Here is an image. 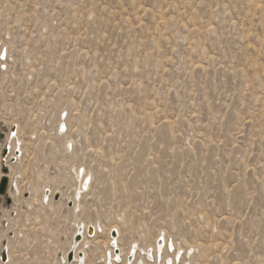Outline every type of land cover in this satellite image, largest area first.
I'll list each match as a JSON object with an SVG mask.
<instances>
[{
    "label": "rangeland",
    "instance_id": "obj_1",
    "mask_svg": "<svg viewBox=\"0 0 264 264\" xmlns=\"http://www.w3.org/2000/svg\"><path fill=\"white\" fill-rule=\"evenodd\" d=\"M0 45L6 264H264V0H0Z\"/></svg>",
    "mask_w": 264,
    "mask_h": 264
},
{
    "label": "flooded vegetation",
    "instance_id": "obj_2",
    "mask_svg": "<svg viewBox=\"0 0 264 264\" xmlns=\"http://www.w3.org/2000/svg\"><path fill=\"white\" fill-rule=\"evenodd\" d=\"M4 53V51H2V48L0 46V61H4L7 58V55L5 53V58L1 59V55ZM0 140L4 141L5 140V135L1 133L0 135ZM8 149V150H7ZM12 152V147L9 145H6L4 147H1L0 145V250H2V254L0 256V261H2V263L6 264L7 262L10 261L9 259V251L5 250V247L3 245V239H1V232L4 228V226H6V223H4L3 219V214L4 211H6L5 207H11V203L13 202L12 200V196L10 194V190H11V180H10V172L11 169L9 168V156L10 153ZM16 153V151H15ZM18 153L16 154L12 160H14L13 162L17 161V156H19L21 154V151L18 149ZM4 157V159H3ZM8 160V163H7ZM6 169V170H5ZM5 209V210H4Z\"/></svg>",
    "mask_w": 264,
    "mask_h": 264
},
{
    "label": "bare ground",
    "instance_id": "obj_3",
    "mask_svg": "<svg viewBox=\"0 0 264 264\" xmlns=\"http://www.w3.org/2000/svg\"><path fill=\"white\" fill-rule=\"evenodd\" d=\"M1 46V45H0ZM5 58V52L1 55V59H4ZM16 154H19L18 153V151H17V153ZM92 229V228H91ZM91 229H89V232L91 231ZM162 237V236H161ZM155 249V248H154ZM80 252V251H79ZM77 255V254H76ZM75 255V256H76ZM75 258H78V256H76ZM79 260V259H78ZM144 262V261H143ZM66 264H71V263H68V261H67V263Z\"/></svg>",
    "mask_w": 264,
    "mask_h": 264
},
{
    "label": "water",
    "instance_id": "obj_4",
    "mask_svg": "<svg viewBox=\"0 0 264 264\" xmlns=\"http://www.w3.org/2000/svg\"><path fill=\"white\" fill-rule=\"evenodd\" d=\"M6 170V169H5ZM91 229V228H90ZM78 240L80 239V237L77 238Z\"/></svg>",
    "mask_w": 264,
    "mask_h": 264
}]
</instances>
